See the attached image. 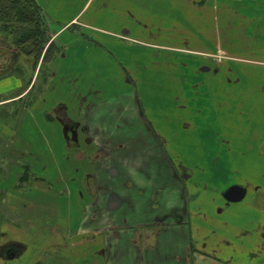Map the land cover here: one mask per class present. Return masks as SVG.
<instances>
[{"label":"rangeland","instance_id":"374dc122","mask_svg":"<svg viewBox=\"0 0 264 264\" xmlns=\"http://www.w3.org/2000/svg\"><path fill=\"white\" fill-rule=\"evenodd\" d=\"M113 1H95L85 5V13L79 16L77 24L71 29L89 32L86 34L89 41L92 33L98 35L103 34L102 29L113 30L126 44L139 45L128 52L131 62H137L138 57L134 56L145 60L141 75L144 80L142 89L146 92L151 112L156 116L157 112H162V124L169 127L174 121L178 125L177 130L173 129L171 133L157 131L158 135L149 126L150 121L145 119L146 122H142L149 124L150 129L130 131V138L125 142L118 131L97 133L99 139L110 142L105 146L83 145L78 150L71 141L72 145L65 156L68 161L73 160L75 165H79L81 172L62 174L56 182L51 178V166L49 171L41 167L33 171L31 159L22 155L8 139H0V177L16 174L17 189L20 191L41 184L40 177H43L46 185L61 188L62 198H67L68 202L70 200V214L63 213L61 209V212H53L46 208L40 212H34V209L25 213L17 212L21 215L19 220L31 215L33 228L30 230L35 232L34 236L40 233L48 236L57 227L65 228L69 221L75 223L70 232L76 231L75 240L82 242L83 255L80 258L77 255L73 257L67 252L68 246L60 245L63 252H59L52 250L50 245L49 251H42L44 257L40 264H101L100 248L91 244L106 239L118 240L121 244L123 241L127 251V239L131 237L129 241L132 243V238H136L141 230H136V221L144 219L147 207L151 208L155 203L157 207L153 214L162 208L159 205L163 206L159 214H164L170 207L176 208L172 216L161 224L165 228L159 229L162 230L160 242H169L164 240L176 236L178 242H182L181 251L186 253L183 259L188 258V264H213L210 258L218 254V248H214L216 245H206L211 240L201 234V227L193 225L194 216L189 212L186 214L184 210L190 206V188H193L192 201L197 208H202L198 198L209 199L211 203L220 197L221 192L230 200L241 189L248 195L255 187L259 188L254 199L264 204V141L259 140L262 144L256 157H239L237 154L240 149L235 147V144L239 147L243 143L239 139L248 126L258 131L257 136H264V18L261 21L250 19V3H231V0L208 5L182 0L171 3H167L169 0H159V3L140 0L141 3L136 4L132 0H128L130 3ZM60 5L62 8L66 6ZM55 6L49 4L52 13H44L46 26L51 31L62 24L61 16L68 12L63 10L61 14L55 10ZM54 12H57L56 17ZM53 41L48 52L52 51L55 55L59 53V46ZM137 50H142V53ZM40 58L34 71L49 62L41 63ZM1 69L6 74L14 71L26 73L13 60L0 57V74ZM46 73L45 70L44 75ZM129 78L133 80L134 77L131 74ZM170 135L173 136L171 139ZM169 140L172 141L165 145L164 150L163 142ZM157 142L163 144L162 150ZM230 152L237 157V161L227 160ZM173 153L185 162L184 167L178 164L175 155L171 156ZM96 154L99 156L96 157ZM101 164L103 172L97 178V174L90 172L94 171V165L101 167ZM112 165L119 169L116 176L105 171ZM125 171L133 175L134 180H124ZM176 173L178 176L185 173L181 176L183 186L174 178ZM71 176L75 178L70 179ZM135 182H139V185ZM203 187L210 188L213 195L199 196ZM111 200H115L118 205L109 207ZM214 209L218 211L217 207ZM262 211L248 213L246 209L236 207L233 214L237 216L238 222L251 219L264 222ZM214 216L221 215L214 213ZM124 219L134 223L136 228L128 222L124 223ZM151 219L147 216L146 222ZM96 222L102 227L96 228ZM210 225L213 227L216 223L212 220ZM200 235L205 239L201 240ZM202 241L206 244H202ZM66 243L70 244L69 241ZM115 246L112 249H116L113 253L114 258H117L118 253L123 252ZM75 248L78 249L77 245ZM148 251H153V247H149ZM257 256H261V252ZM225 261L231 263V260Z\"/></svg>","mask_w":264,"mask_h":264},{"label":"crops","instance_id":"0c3cea01","mask_svg":"<svg viewBox=\"0 0 264 264\" xmlns=\"http://www.w3.org/2000/svg\"><path fill=\"white\" fill-rule=\"evenodd\" d=\"M36 1L44 13H52L49 4H56L55 10L60 13L68 10L61 16L62 24L52 31L49 30L51 40H55L59 46V53L44 65L41 73L40 70H36L29 77L19 72L0 74V139H8L15 148L22 152V155L31 159L33 171L38 167L49 171L51 166L53 171L51 178L55 182L62 174L66 175L74 171L78 174L81 172V167L75 165L73 160L68 161L65 156L72 145L71 141L78 150L85 145L87 147H95L99 144L105 146L110 142L99 139L97 133L105 134L112 131L122 133L123 141L129 140L130 131L150 129L149 124L142 122H146L145 119L150 121L149 126L152 130L170 133L177 130L178 125L174 121L169 127L162 124V112H157L158 117L151 112L148 99L145 97L146 92L142 89L144 80L141 75L142 69H145V60L143 57L140 60V56H134L138 57V60L136 63L131 62V55L128 52L139 45L126 44L113 30L102 29L103 34L98 35L92 33L91 41H89L86 38L89 32L71 29L75 23L77 24L79 16L85 13V5L95 1L103 3L108 0H100V2L99 0ZM132 1L135 4L136 2L141 3L140 0ZM160 1L148 0V3H159ZM174 1L169 0L167 3ZM184 1L203 5L222 2L221 0H182L181 2ZM116 2L130 3L128 0H116ZM229 2L250 3L251 16L249 18L257 21L264 18V0H231ZM60 4L66 6L62 8ZM56 14L57 12H54L53 15L56 17ZM255 26L257 27V24ZM45 70L47 73L44 77ZM131 74L134 77L133 80L129 78ZM18 116H20L19 120L16 118ZM4 118L9 120L12 118V120L5 121ZM257 132L249 126L247 130L245 129L243 136L239 139L243 143L239 147L235 144V147L240 149L237 154L239 157H256L259 153L258 149L261 148L264 136H257ZM116 136L119 135L116 134ZM172 137L170 135L169 138ZM229 155L227 160L237 161V157H234L232 152ZM185 156L188 159V151ZM102 166V164L101 167L94 165V171L90 173L97 174L95 175L97 178L100 177L103 172ZM44 170H42L43 175H45ZM105 171L114 176L119 174V169L113 165L110 168L107 167ZM123 173L124 180H134L133 175H129L126 171ZM42 178L40 177L41 184L37 183L20 191L17 189L16 174L9 173L0 177V264H40L41 258L44 257L42 251L44 253L49 251L50 245L53 246H51L52 250L59 252H63L59 248L60 245L68 246L67 252L73 257L77 255L80 258L83 255L82 242L75 240L76 231L73 233L71 230L70 232L71 227L72 229L75 227V223H71L73 221L67 222L65 228L53 229L48 236L42 233L34 236L35 232L30 230L33 228L31 215L19 220L21 215L17 212L25 213L33 209L34 212H40L43 208L53 212H59L61 209L63 213H71L68 206L70 200L68 202L67 198H62L61 188L46 185ZM74 178V176L70 177V179ZM177 182L181 184L179 180ZM135 184L139 185V182ZM258 188L255 187L254 191L248 195L241 189L237 196L230 199L233 201L228 200L221 192L219 201L217 199L209 203V199L206 201L198 198L197 201L202 208H197L196 203L192 201L194 191L190 188L193 225L201 227V234L205 237L207 235L211 240L209 244L205 241L200 243L210 247L216 245L214 248L217 247L219 251L214 257H208L213 259V264H264V222L252 219L238 222L237 216L233 214L236 207L246 209L248 213H259L264 209V204L257 203L254 199ZM204 194L210 197L213 192L210 188L203 187L198 195ZM214 207H217L218 211ZM205 212L208 214L204 215ZM214 213H220L221 218L214 216ZM212 220L216 226L211 227L210 221ZM97 224L96 222V228L102 227ZM205 231L207 234L204 233ZM205 237L202 236L203 239H200L204 240ZM178 239L176 236L171 239L167 238L164 241L169 242H163V244L159 242L158 249L156 247L153 251L145 252L138 250V246L133 245L128 239L129 249L127 251L124 248L126 243L122 241L121 244L118 240L95 241L96 244L93 243L91 246L98 245V249L100 248L101 264H188V258L183 259L186 253L184 251L182 253L180 247L182 242L179 243ZM200 239L198 241H201ZM68 241L69 245L66 243ZM42 244L45 246L41 250ZM76 245L78 249L75 248ZM113 245L123 252L118 253L117 258H114L113 252L116 249H112ZM107 247L108 250L104 251ZM238 249L241 250L238 252ZM210 251L213 250L210 249ZM260 252L261 256L258 257L257 253ZM210 255L214 254L210 253ZM225 260H231V263Z\"/></svg>","mask_w":264,"mask_h":264},{"label":"trees","instance_id":"16d2710c","mask_svg":"<svg viewBox=\"0 0 264 264\" xmlns=\"http://www.w3.org/2000/svg\"><path fill=\"white\" fill-rule=\"evenodd\" d=\"M53 42L44 20V12L36 0H0L1 58L13 60L29 77L40 56L41 63L52 60L54 53L48 51ZM44 65L40 66V72ZM1 75H6L3 69ZM19 117L16 118L19 120Z\"/></svg>","mask_w":264,"mask_h":264},{"label":"flooded vegetation","instance_id":"af4514ba","mask_svg":"<svg viewBox=\"0 0 264 264\" xmlns=\"http://www.w3.org/2000/svg\"><path fill=\"white\" fill-rule=\"evenodd\" d=\"M154 131H156V130H154ZM157 132V131H156ZM157 134L159 135V133L157 132ZM163 142V141H162ZM169 142H170V140L169 141H166V142H163L164 143V145L163 144H161V143H159V142H157V144H159L160 145V147L163 145V147H164V150H166V147H165V145H167V144H169ZM161 150H162V147H161ZM167 153V152H166ZM173 155H175V157L176 158H178L177 160H178V164L180 165H184V162H182V161H180V159H179V157H177L176 156V154L175 153H173L171 156L172 157H174ZM97 156H99V154L97 155L96 154V157ZM169 156V158H170V160H171V156H170V154L168 155ZM167 159V161L168 162H170V160L168 159V158H166ZM174 160H175V158H174ZM178 166V165H177ZM184 167V166H183ZM171 169H174V168H172V166H171ZM174 171H175V169H174ZM174 173V172H173ZM183 174H185V173H181V175L180 176H178V174L176 173V175H175V177L174 178H176L177 180H179V182H181V184H182V186H183V182H182V180H183V177H181ZM180 177V178H179ZM188 177V176H187ZM205 199V198H204ZM111 201H115V200H111ZM116 202V201H115ZM118 205V203H116V204H114V205H108L109 207H115V206H117ZM160 207H162L161 205H159ZM156 207H157V203H155L154 205H152V207L151 208H148L147 207V213L146 214H143L144 215V219H140V220H138V221H136V223L135 224H137V228L135 227V224L134 223H130L129 222V220H127V219H124V223H126V222H128V224L131 226V227H133V228H136V230L138 229H141V230H139V232H138V235L136 236V238H132V240H133V242H132V244L133 245H135V246H138V250H142L143 252H145V251H148V248L150 247V248H152L153 247V250H154V248H156L157 247V249H158V246H159V242H160V237H159V234H160V232L162 231V230H159L160 228H162L163 226L161 225V224H163V222H165L166 221V218H168L169 216L171 217L172 216V212L174 211H176V208L175 207H170L167 211H164V214L162 213V214H159V212L158 213H156V214H153V210H156ZM185 207L187 208V205H185ZM163 209V207L162 208H160L159 210H162ZM165 210V209H164ZM163 211V210H162ZM185 211V213L187 214V212H189L191 215H192V210H191V205L189 206V209L188 210H184ZM217 212V211H216ZM147 216H148V218H152L151 219V221H149V222H146V219H147ZM182 217H183V215H181ZM183 219V218H182ZM142 225H143V227H142ZM115 226V225H114ZM160 226V227H159ZM126 228V227H125ZM163 228H165V227H163ZM166 228H168V227H166ZM146 229H148L147 231H148V233H146ZM124 230V229H123ZM135 230V229H134ZM115 231V230H114ZM131 239V237L130 238H128V240H130ZM105 250H108V247L106 248V249H104V251Z\"/></svg>","mask_w":264,"mask_h":264},{"label":"water","instance_id":"95a60500","mask_svg":"<svg viewBox=\"0 0 264 264\" xmlns=\"http://www.w3.org/2000/svg\"><path fill=\"white\" fill-rule=\"evenodd\" d=\"M114 204H116L115 201H111L110 205H114Z\"/></svg>","mask_w":264,"mask_h":264}]
</instances>
